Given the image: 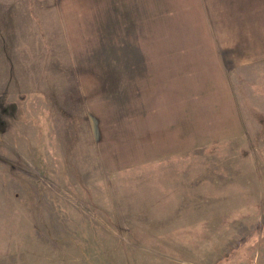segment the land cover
I'll use <instances>...</instances> for the list:
<instances>
[{
  "label": "rangeland",
  "instance_id": "rangeland-1",
  "mask_svg": "<svg viewBox=\"0 0 264 264\" xmlns=\"http://www.w3.org/2000/svg\"><path fill=\"white\" fill-rule=\"evenodd\" d=\"M19 1L35 40L6 32L0 47V264H264V72L218 84L216 61L192 68L202 21L153 4L166 29L146 61L182 63L173 95L190 92L194 115L186 99L174 115L128 114L124 94L147 109L125 92L142 68L121 69L137 51L130 0Z\"/></svg>",
  "mask_w": 264,
  "mask_h": 264
},
{
  "label": "crops",
  "instance_id": "crops-1",
  "mask_svg": "<svg viewBox=\"0 0 264 264\" xmlns=\"http://www.w3.org/2000/svg\"><path fill=\"white\" fill-rule=\"evenodd\" d=\"M1 1L3 3V0ZM125 1L126 0H114L115 3H123ZM22 3L25 2L11 0V4L7 6L8 8L3 11L0 9V47H3L2 36L6 32L13 36L14 33L19 34L22 30V36H26V44L29 41L34 42L35 40L33 25L36 16L30 11L29 18L26 16L23 17L20 14ZM130 3H132L133 6L127 17V19H129L127 25L125 23V31L131 39V44L137 51L134 54V59L121 65V69L122 71L126 70L128 75L132 77L133 70L139 67L142 68L144 83L142 85H136L131 81L128 83L125 92L138 93L139 100L144 101L147 109L142 114L140 112V107L138 109L127 108V103L131 99H134L135 95L124 94V101L128 114L138 113V115L149 116L153 114L155 108V110H160L161 113L167 110L171 115H174L178 113L180 109L179 100L186 99V107L183 110L187 112V115H194L195 97L192 96L190 92H187L185 98H180L179 89L176 95H173L175 87H178L177 79L179 75L177 68L181 66L182 63H179L178 67L166 64L163 67L155 68V64L147 63L146 61L147 57L153 59L156 55L157 45L155 44L154 32L166 29L160 16L155 19L154 14H150L154 6L153 4L170 3L174 5H186L187 7L185 9L191 12L190 18L192 20V25L202 21V28L198 31L200 37L197 39L196 43L194 42L195 62L192 63V68L196 66L201 69V71H205L204 68L214 66V61H216L217 73L219 75L217 80L218 84L221 79L222 84L226 81L227 73H233L236 81H243L244 77H250L252 74V78L256 77L260 70L264 72V0H130ZM137 4H147V11H144L143 14L140 15ZM12 7H16V11H12ZM15 17L18 19L17 21H14ZM29 20L32 21L31 25H29ZM19 23L25 26V28L21 29ZM171 28L177 29V33L179 34L185 33L188 36L193 34V31H184L180 27H169V29ZM0 68H2L1 62ZM252 70L254 73L251 72ZM96 72L98 74V70H96ZM112 74H114V72H112ZM173 76H175L174 79H176L174 85L172 83ZM110 77L111 75L109 74L108 78ZM169 79H171L170 85H172V87L168 88L164 85L167 84ZM108 85L110 86V83H108ZM213 87H215V84ZM169 92L170 94L168 95ZM254 97L259 100H264V97L260 95H255ZM197 99L207 100V96L203 93L202 97H197ZM260 106L264 108V102L261 103ZM261 127L262 125H259L256 129H260ZM238 132L240 134L242 133L240 130ZM161 136H163V141L165 140L164 136H166V139L170 142L177 140L168 132L161 131ZM238 136V133H236L232 137ZM163 141H159L162 154L172 153L167 150L168 144ZM178 142L177 140V142L171 143V150L175 149L174 145H177ZM186 168L188 171V166ZM238 255L239 254L236 253L234 256ZM262 260H264V257ZM250 264H255V258H252Z\"/></svg>",
  "mask_w": 264,
  "mask_h": 264
}]
</instances>
